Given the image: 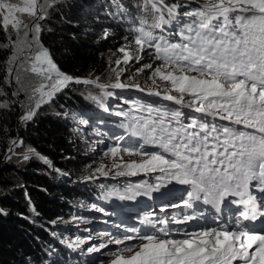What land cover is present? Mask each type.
<instances>
[{
  "label": "snow or ice",
  "instance_id": "obj_1",
  "mask_svg": "<svg viewBox=\"0 0 264 264\" xmlns=\"http://www.w3.org/2000/svg\"><path fill=\"white\" fill-rule=\"evenodd\" d=\"M22 4L0 0L3 26L7 29L11 25L17 36L22 35L23 42L31 47L27 38L30 33L40 32L39 24L33 27L14 14H27L32 20H42L45 17L39 13L44 5L40 0H22ZM169 14L172 20L176 19L173 9H169ZM184 15L190 17L191 22L182 29L181 42L171 43L163 37L157 41L151 32H144V38H138L136 43L143 49L148 42L149 47L155 48L157 59L164 61L163 68L172 67L166 73L161 68L155 70V75L169 82L179 93L178 97L166 95L164 98L175 100L182 108L194 109L202 116L188 117L189 122L185 124L182 119L185 113L180 109L149 107L150 115L155 111L160 117L145 118L140 125L143 131L134 135H146V143L158 145L161 151L141 163L133 161L127 166L148 171L159 169L180 184L192 186L190 197L194 192L203 194L206 202L217 197L223 199L229 194L243 196L239 190L247 188L250 181L264 184V0H206ZM160 26V22L154 25ZM130 58L125 53V62ZM35 59L47 62L53 70L56 68L46 51H38ZM31 71L42 74L47 70L33 66ZM57 75L61 78L51 85L49 96L73 81L70 76L59 72ZM75 82L92 81L76 79ZM112 86L125 87L121 83ZM44 87L41 84L34 92H41ZM186 97L191 98L187 103ZM33 115L29 112L21 120L29 121ZM206 116L219 117L229 123L218 125L207 121ZM164 117L169 119L166 121ZM111 151L115 155L119 149ZM124 151L133 150L125 148ZM254 199L249 196L247 201H240L252 204L251 212L246 209L241 213L245 219L256 218ZM160 232L167 237L165 229ZM139 239L145 242L139 244L138 250L122 249L132 254L116 255L111 264H264V233L212 229L181 240L160 238L158 234Z\"/></svg>",
  "mask_w": 264,
  "mask_h": 264
},
{
  "label": "rangeland",
  "instance_id": "obj_2",
  "mask_svg": "<svg viewBox=\"0 0 264 264\" xmlns=\"http://www.w3.org/2000/svg\"><path fill=\"white\" fill-rule=\"evenodd\" d=\"M66 1L68 0H40V3L44 5V10L39 13L45 17L42 20H32L27 14L15 13L14 15L18 19L31 23L33 27L39 24L41 30L42 27H47L48 19L53 16L58 6ZM168 1H171L167 5L168 11L173 9L175 15L182 13L183 9L175 3L178 0ZM184 1L191 2L196 8L206 2V0ZM9 2L23 6L22 0H9ZM2 15L3 12L0 10V25L6 33L7 44L12 48V54L7 62V82L11 93L0 90V107L2 105L8 107L9 104L16 103L22 116L29 112L38 114L44 106L51 107L53 104L52 96L55 93L51 96L48 93L52 92L51 85L61 78L57 72L66 76L70 75L58 69L47 50L41 45L40 32L29 34L27 38L31 42L29 47L23 42V36L18 37L16 29H13L11 25L7 29L4 28ZM135 23H137L136 19ZM108 30L109 28L104 26L98 32L101 37H104L108 34ZM159 30L160 28H157L156 32L158 33ZM167 33L172 36L170 31ZM33 36H38V39H32ZM169 42L174 43L172 40ZM145 47L148 49L142 52ZM143 49L136 40L132 47L128 45L127 39H124L123 42L103 53V73H91L84 77L70 76L74 82L76 79L92 81L91 83L81 82L83 87L80 91H83L96 116L93 120L88 115H78V111L70 108L65 115L73 122V139L77 143V154L86 155L85 162L82 157L78 158L79 168L86 169L93 163L108 167V169L93 172L86 179H80L76 183L80 185L90 179L91 184L87 187L89 192L93 188L98 189L108 197V202L105 204L91 200L87 204L82 202L81 205L86 206V210L76 211L73 216L67 213L66 221L70 222L68 228L54 232L57 245L68 250L66 264H111L116 255L132 254L122 252V249L131 247L133 251L138 250L139 244L145 242L139 239V236L158 234L160 238L181 240L189 238L192 234L203 232L192 228L190 232L183 233L187 231L186 226L193 223L189 212L192 206L183 200L187 192H193L192 186L180 184L159 169L148 171L127 166L133 161L141 163L151 154L160 152L161 149L154 143H146V135L145 138L134 135L136 132L125 123L127 118L121 113L113 112L114 103L143 121L145 118L154 120L161 115L155 111L150 115L147 111L149 107L161 110L180 109L185 113V118H182L185 124L189 122L188 117L202 116L194 109L182 108L175 100L170 101L164 98L166 95L178 97L179 93L172 89L169 82L155 75V70L161 68L166 73L171 71L172 67L163 68L164 61L157 59L155 48L149 47L148 42L144 44ZM38 51L48 53V58L56 66L55 70L51 69L47 62L35 59ZM125 53L131 57L127 62H125ZM117 61L120 63L118 64ZM148 65L151 67H146ZM33 66L47 71L42 74L32 72ZM133 67L138 69L135 70ZM49 76L52 77L51 80L48 79ZM116 83H121L125 87H113L112 85ZM41 84L45 86L41 89L43 96L41 92H34V89L39 88ZM156 92L160 95H155ZM120 96L128 98L130 103L120 101ZM189 99L191 98L186 97L185 103ZM41 101L43 102L40 103ZM37 103H40L38 108ZM166 103L173 107L166 106ZM206 117L204 118L207 121L218 125L229 123L219 117ZM164 119L167 121L169 117ZM120 137L123 139H119ZM16 143L14 141L11 146L13 148L19 146ZM112 148H118L119 151L113 155ZM125 148L133 151L125 152ZM11 150L9 153L12 152ZM137 152L147 155H139L136 154ZM133 172L135 174H132ZM139 197L143 198V201H138ZM190 200H196V197L191 196ZM161 229L167 231V237L160 232ZM126 237H132V239H126ZM116 240L122 243L117 244ZM89 249L97 250L89 251ZM48 253L52 254L50 251ZM43 260L48 262L46 258Z\"/></svg>",
  "mask_w": 264,
  "mask_h": 264
},
{
  "label": "trees",
  "instance_id": "obj_3",
  "mask_svg": "<svg viewBox=\"0 0 264 264\" xmlns=\"http://www.w3.org/2000/svg\"><path fill=\"white\" fill-rule=\"evenodd\" d=\"M170 3L168 0H68L58 6L47 27L41 28L39 42L63 73L72 77L100 74L104 71L103 53L124 39L133 47L135 40L144 38V32H151L154 40L163 37L181 42V31L191 22L184 14L196 7L191 2L176 1L183 10L172 20L167 10ZM157 22L161 24L158 33L154 27ZM104 26L109 28L108 34L101 37L98 31ZM5 34L0 25V90L11 93L7 62L12 48ZM82 87L80 83L69 82L52 96L51 107L44 106L26 122L21 120L22 113L16 103L0 107V264H66L68 250L57 245L54 232L68 228L67 213L73 216L76 211L86 210L82 202H108V197L98 189L89 192L90 179L80 185L76 183L93 172L108 169L95 163L80 169L77 163L80 157L85 162L86 155L77 154L73 122L65 116L67 109L93 120L96 117L80 91ZM120 101L128 103L129 99L124 96ZM113 107V112L127 118L125 123L129 128L143 131L140 127L143 120L117 103ZM14 141L19 146L13 148Z\"/></svg>",
  "mask_w": 264,
  "mask_h": 264
},
{
  "label": "bare ground",
  "instance_id": "obj_4",
  "mask_svg": "<svg viewBox=\"0 0 264 264\" xmlns=\"http://www.w3.org/2000/svg\"><path fill=\"white\" fill-rule=\"evenodd\" d=\"M149 198V197H148ZM147 198V199H148ZM138 201H143V198H141V197H139L138 199H137ZM221 220V219H220ZM190 224H192V223H190ZM208 228V227H207ZM192 228L189 226V225H187L186 226V230L187 231H183V233H187V232H190V230H191ZM207 230H212V229H201V230H196V231H207ZM216 230H219V229H216ZM140 237V236H139ZM178 240H180V239H178Z\"/></svg>",
  "mask_w": 264,
  "mask_h": 264
}]
</instances>
